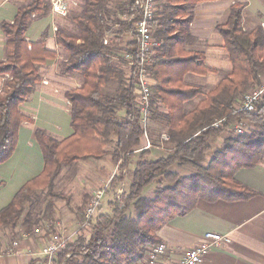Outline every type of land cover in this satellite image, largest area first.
<instances>
[{
    "label": "trees",
    "instance_id": "trees-1",
    "mask_svg": "<svg viewBox=\"0 0 264 264\" xmlns=\"http://www.w3.org/2000/svg\"><path fill=\"white\" fill-rule=\"evenodd\" d=\"M203 1L207 0H161L157 17L151 21L157 45L149 59L156 81L151 86L150 119L156 117L159 104L165 108L161 119L172 145L168 156L155 160L149 158L150 149L136 154L135 148L143 137L134 94L136 79L125 58L120 60L123 65L114 63L117 44L124 40L126 32L133 31L138 15L134 1L83 0L81 11L67 13L77 33L69 32L63 25L55 35L68 55L59 63L61 73L79 74L82 78L80 86L65 93L71 104L73 132L57 139L44 129L35 131L43 150L44 168L0 210V227H17L36 190L60 196L54 186L65 166L105 155L112 156L115 164L121 162L122 169L107 190L114 192L108 201L110 210L102 211V202L91 222L89 237L80 236L68 242L57 253L55 263L132 264L144 255L148 245L162 241L158 231L165 224L189 213L199 199L235 200L254 194L234 177L240 168L255 166L264 158V97L254 112L239 111L236 105L249 89L262 83L264 29L258 26L246 30L241 15L245 4L235 3L231 7L229 19L218 30L224 37L232 69L204 94L194 110L188 111L186 103L203 94V89L187 84L185 75L216 71L208 66L204 52L187 49L196 40L190 31L194 8ZM110 2L118 3L120 15H112ZM51 9V0H32L19 7L12 22L1 23L8 39L7 57L0 61V75L9 74L11 78L0 94V165L15 152L22 123L31 120L20 110V104L29 99L42 80L38 64L57 56L45 40L29 42L25 38L31 22L48 15ZM112 82L118 84L115 94L105 91V86ZM122 110L123 115H119ZM222 118L225 120L220 126L213 125ZM244 120H249L255 129L238 134L236 127ZM224 133L229 135L223 146L214 151L209 164H197L213 149L212 140ZM113 136L115 148L108 150L106 146ZM136 156L134 167H129ZM175 163L195 164L196 172L188 176L173 172L170 167ZM127 176L131 177L128 188L118 192V184ZM153 183V197L143 196L145 188ZM89 198L87 192L78 208L81 220Z\"/></svg>",
    "mask_w": 264,
    "mask_h": 264
},
{
    "label": "crops",
    "instance_id": "crops-1",
    "mask_svg": "<svg viewBox=\"0 0 264 264\" xmlns=\"http://www.w3.org/2000/svg\"><path fill=\"white\" fill-rule=\"evenodd\" d=\"M26 1L31 2L32 0ZM69 1L70 3L83 2V0ZM240 2L245 4L241 14L244 28L252 31L261 26L264 29V0H207L199 2L195 6L190 31L196 40L188 45L187 49L204 52L208 66L216 71L205 75L189 72L184 78L187 84L199 86L203 89L202 84H200L201 80H210L211 76H215L221 71H227V74L231 71L232 62L229 59L225 40L219 32L218 26L227 22L231 7ZM11 3H13V0H0V61L5 60L7 57L6 40L8 39L1 28V23L4 21L12 22L20 7ZM63 25V17H58L50 10L48 15L40 18L36 17L26 32L25 38L29 42L43 39L49 49L57 52V56L38 64L42 80L35 85L29 99L20 104V110L30 116L31 120L22 123L15 152L6 162L0 165V210L10 203L25 183L36 179L44 168L43 150L36 139L35 131L41 128V130L44 129L51 135L52 132L56 133L58 136L55 135L54 137L57 139H62L73 132L71 104L65 95L67 91L65 87H69L68 90L76 88L80 86L79 80L71 77V80L74 81L73 79H75V82H71V85H69L66 74H60L56 69L55 72H51L52 68L49 67L54 63L59 64L62 59L66 58L65 49L57 43L55 35L58 27ZM126 39L128 40L127 37H124L125 43H127ZM225 76L212 85L216 87ZM10 78L9 74L0 75V94H2V90ZM263 81L264 75L261 77V82ZM152 83L153 86L156 84L153 77ZM210 90L203 89L202 97L197 101H195V97L187 102L186 109L188 111L194 110L204 94ZM162 108L165 110L164 107ZM52 110L58 111L59 116L52 117ZM61 114L64 115L60 116ZM243 125L252 126L249 120H244ZM149 127V140L152 147L142 151L150 149L149 158L153 160L168 156L172 152V145L165 137L166 128L156 138L153 137L152 119ZM228 135V133H224L214 138L212 140V144L215 146L214 149L209 151L210 155H208L209 152L205 155V157L208 155V159L198 161L197 164L208 165L213 158L214 151L223 146L224 138ZM146 142L147 140L142 137L140 145L135 148L137 155L141 152H137V148L143 147ZM108 147L109 144L106 146V149L109 150ZM86 161H92L95 164L100 163V172L104 168L109 170V164L115 168L114 170H117V176L122 170L120 169L121 162L115 164L110 155L97 159L87 158L75 163H85ZM136 161L137 156L132 159L129 167H131V164L134 167ZM176 167L181 169L175 171ZM170 168L172 171L184 176L196 172L195 164L175 163ZM126 171V169L123 170L124 173ZM234 178L239 184L253 191L254 194L235 200L219 198L211 202L199 199L193 210L183 216L174 218L158 231L162 241L168 244L169 256L172 259H178L186 248L203 241L206 232L215 231L227 235L230 242L212 247L200 264H264V158L255 166L240 168L235 173ZM92 189L96 188L93 187ZM91 191L88 193L91 194L93 192ZM120 191L121 189H118V192ZM17 230H20L19 226L14 230L9 227H0V264H34V262L36 264H47V257L43 253V249L46 243L55 235L46 240V233L41 234L42 236L36 234L37 237L33 238L22 233V240L16 239L6 242L7 233L13 235L14 231Z\"/></svg>",
    "mask_w": 264,
    "mask_h": 264
},
{
    "label": "rangeland",
    "instance_id": "rangeland-1",
    "mask_svg": "<svg viewBox=\"0 0 264 264\" xmlns=\"http://www.w3.org/2000/svg\"><path fill=\"white\" fill-rule=\"evenodd\" d=\"M26 2L29 1L17 0L16 2V0H13V3L11 4H14L15 6H21ZM117 7H118L117 2H110L108 4V8L112 13V15H120L118 11L119 9ZM81 8H82V3H69L68 13H70V15L75 14L81 11ZM70 15L67 16L57 15V16L63 17L64 26L69 32L77 33L75 24L71 20ZM115 28H118V26H116ZM125 42L126 41L123 40L122 42H120V44H117L116 47L117 56L114 57V63L117 65H120L121 64L120 60L124 58L123 55L126 51V46H127L126 45L127 43ZM65 54L67 57L68 55L66 52ZM55 64L56 63L51 64L49 66L52 68L51 72H55L56 69V71L57 72L59 71L61 74L60 64L57 63L56 68L54 67ZM124 68L128 69V66H124ZM226 74L227 71H221L217 75L211 76L210 80H203V81L201 80L200 84H202L204 90L213 89L215 85L212 84H214L218 79L222 78ZM71 77H74L77 80H79V83L81 85L82 78L79 74L77 75L67 74L66 78H68L69 85H71V82H75V79H73L74 81H72ZM117 86H118L117 82H112L108 85V87L105 86V91L115 94L117 90ZM255 88L256 87H253L249 89V91ZM65 89L68 90L69 87H65ZM201 97L202 95L197 96L195 101H197ZM162 107L163 106L159 104L158 113H156L157 114L156 117L153 118V128H154L153 137L156 138L159 137L160 133L165 128L164 127L165 124H163L161 119L163 114ZM123 112L124 110L120 111L119 115H123ZM62 115L64 114H61L60 116ZM51 116L54 118L59 116L58 111L52 110ZM246 129L253 130L255 129V126L253 125L250 127L246 126ZM52 135L55 136L56 133L52 132ZM57 136L58 135H56V137ZM115 139L116 137L113 136L112 141L109 143V147H108L109 150H113L115 148L114 146V141L116 142ZM208 155H210V152ZM208 155L204 158L203 161H206V159H208ZM109 159L111 160L110 157ZM100 166H101L100 163L95 164L92 161H86L85 163H75L64 167L61 173L59 174V176L56 178L55 186H54L55 192L59 193L60 196H51L47 193L46 190H40V189L36 190V193L32 198V200L26 203L25 205L23 218L21 222L17 225L19 226L20 230L19 231L17 230L16 232L14 231L13 235L7 233L8 235L7 237H5V240H7L6 242L8 241L11 242L16 239L22 240L23 239V237L21 236L22 233L26 234L27 236H32V238L37 237L36 234L42 236L44 235V233H46L47 235L45 237L46 240L47 238L49 239V237H51L52 235H59V237L66 238L68 242H73V240L75 241L80 236L89 237L91 227H87V226L84 227V225H82L81 218L78 214V208L81 205V200L87 192H90L91 190L94 191L92 189L93 187L96 189L98 187L101 188L105 186L106 181L110 180L109 182L111 183L113 178L118 175L117 170H114L115 168L112 167L111 164H109L110 167L108 168L109 170L104 168L101 172L99 168ZM131 168H133L132 164H131ZM180 169H181L180 167L179 168L176 167L174 170L178 171ZM124 182H121L117 186V188L119 190L121 189V191L128 188L129 182H131V177L127 176ZM155 188H156L155 183L149 185L148 187L145 188L143 192V196L152 198L154 195ZM113 195H114L113 190H110L108 191V193H106V197L103 200L102 211L110 210L108 206V201L112 199ZM131 213H134L133 209H131Z\"/></svg>",
    "mask_w": 264,
    "mask_h": 264
},
{
    "label": "built area",
    "instance_id": "built-area-1",
    "mask_svg": "<svg viewBox=\"0 0 264 264\" xmlns=\"http://www.w3.org/2000/svg\"><path fill=\"white\" fill-rule=\"evenodd\" d=\"M134 6L138 10V15L133 24V31L126 32L125 37L127 40V50L124 53V58L127 60L136 79L134 94L136 97V107L139 109L141 117L140 122L143 127V138L147 140L143 147H138V151L152 147L149 140L148 126L151 117V95H152V74L150 72L151 61L150 56L157 45L156 40L153 38L151 21L156 19L158 12L159 0H133ZM51 11L56 15L66 16L69 11V0H52ZM108 40L105 39V43ZM236 105L239 111L254 112L257 110L258 103L264 97V81L257 88L245 93ZM225 118L216 120L213 125L220 126ZM238 134L246 132V126L243 122L236 127ZM166 139L168 138L165 136ZM107 182L105 186L94 189L90 194L89 201L83 212L82 225L90 227L91 222L95 215L99 212V208L106 197L107 190L110 186ZM230 239L227 235L215 231H208L204 234V240L194 246L188 247L184 250L181 257L172 259L169 256V246L166 242L150 244L145 248L144 255L137 259L132 264H200L203 262L204 257L212 247L229 243ZM66 238L53 236L43 249L46 254L47 264L55 263L57 253L67 245Z\"/></svg>",
    "mask_w": 264,
    "mask_h": 264
}]
</instances>
